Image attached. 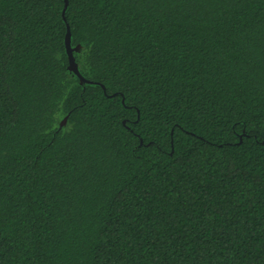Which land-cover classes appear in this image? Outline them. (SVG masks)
<instances>
[{
	"label": "trees",
	"instance_id": "16d2710c",
	"mask_svg": "<svg viewBox=\"0 0 264 264\" xmlns=\"http://www.w3.org/2000/svg\"><path fill=\"white\" fill-rule=\"evenodd\" d=\"M64 7L0 0V264H264V0Z\"/></svg>",
	"mask_w": 264,
	"mask_h": 264
},
{
	"label": "water",
	"instance_id": "95a60500",
	"mask_svg": "<svg viewBox=\"0 0 264 264\" xmlns=\"http://www.w3.org/2000/svg\"><path fill=\"white\" fill-rule=\"evenodd\" d=\"M67 6H68V0H65V7H64L63 15H65V11L67 9ZM65 43H66V49H67V54H68V58H69V70L71 72H73L79 78V81L81 84H85V83L92 84L93 82L85 79L79 71L78 64L76 63V60L74 57V52L78 51L79 46L74 47V48L72 47L70 27H68ZM102 87H103V89H105L104 86H102ZM67 120H68V116H66L63 119L62 123L60 124V127H63L66 124Z\"/></svg>",
	"mask_w": 264,
	"mask_h": 264
}]
</instances>
